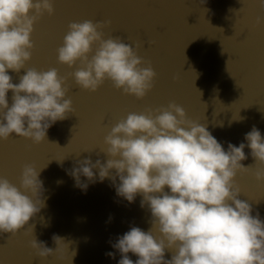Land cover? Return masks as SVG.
<instances>
[{"label": "clouds", "instance_id": "9594fccd", "mask_svg": "<svg viewBox=\"0 0 264 264\" xmlns=\"http://www.w3.org/2000/svg\"><path fill=\"white\" fill-rule=\"evenodd\" d=\"M258 4L264 13V0ZM54 12L53 0H0V141L15 134L39 145L52 125L75 114L68 77L56 68L26 67L35 47L34 25ZM110 23H69L56 49L57 62L75 66L69 75L82 90L96 92L107 80L124 95L141 100L153 89L157 74L137 54L139 44L133 47L110 35L104 38ZM256 24H264V15L256 17ZM21 69L25 74L13 83L9 71L19 74ZM244 140L247 143L239 146L228 143L225 150L206 125L188 118L182 106L170 102L119 119L100 149L105 162L79 160L69 175L86 191L88 183L80 178L95 183L93 170L97 169L99 181L110 179L118 197L133 203L140 195V207L150 211L148 231L132 226L112 244L121 254L118 264H264V221L258 211L252 215L250 203L238 198L241 189L236 183L237 175L251 168L241 163L248 158L247 147L261 166L254 172L255 179L264 184V137L253 126ZM42 169L24 164L19 186L0 176V233L16 236L46 206L39 178ZM34 228L31 224L25 232L32 236L28 246L34 256L64 259L63 238L53 235L56 248H49L36 238ZM166 250L172 253L170 259H165ZM129 253L137 259H130ZM106 255L115 257L113 252Z\"/></svg>", "mask_w": 264, "mask_h": 264}]
</instances>
